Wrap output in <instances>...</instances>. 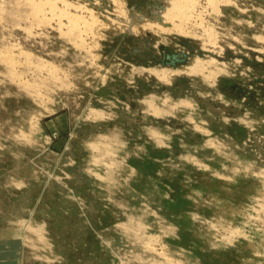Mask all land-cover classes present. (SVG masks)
I'll return each mask as SVG.
<instances>
[{"label":"rangeland","instance_id":"obj_1","mask_svg":"<svg viewBox=\"0 0 264 264\" xmlns=\"http://www.w3.org/2000/svg\"><path fill=\"white\" fill-rule=\"evenodd\" d=\"M25 1L0 0V264H264V0Z\"/></svg>","mask_w":264,"mask_h":264},{"label":"bare ground","instance_id":"obj_2","mask_svg":"<svg viewBox=\"0 0 264 264\" xmlns=\"http://www.w3.org/2000/svg\"><path fill=\"white\" fill-rule=\"evenodd\" d=\"M28 3H30V4H34V5H37V6H32L33 7V11L35 12L36 10H41V4H35V2L33 3L32 1L33 0H26ZM25 1V2H26ZM47 1H49V0H46L45 2H47ZM58 1V0H57ZM184 1V2H183ZM113 2V1H112ZM49 3V2H48ZM47 3V5H49V9L50 8H52L53 7V2L52 3H49L48 4ZM62 3H65V2H62ZM55 4V3H54ZM171 4V3H170ZM46 5V6H47ZM67 5H68V3L66 2L65 4H64V6H66L67 7ZM196 5V0H172V7L173 8H176L177 9V7H182L183 9H191L192 10V8H194V6ZM57 6V5H56ZM36 7V8H35ZM45 7V6H44ZM87 7V6H86ZM172 8V9H173ZM181 8V9H182ZM36 9V10H35ZM80 9V8H79ZM51 10V9H50ZM62 11V10H61ZM38 11H36V13H37ZM87 12H88V9H87ZM92 12V11H91ZM168 12V11H167ZM170 12V11H169ZM33 13V12H32ZM41 13V12H40ZM45 13V12H44ZM61 13V12H60ZM186 13V12H185ZM184 13V14H185ZM61 14H65L64 16H66L65 18H67L68 19V23L70 22V25H72L71 27H73L74 25H76L78 22H82V27L86 24V25H90L89 23V21L88 20H85V19H83V18H80V17H78V16H74V15H69V13H67L66 14V12L64 13V11H63V13H61ZM177 14V13H176ZM37 15V14H36ZM54 15H57V14H54ZM92 15V14H91ZM90 15V17L92 18V20L94 19L92 16ZM178 15V14H177ZM34 16H35V14H34ZM43 16V15H42ZM59 16H60V14H59ZM62 16V15H61ZM61 16L59 17V18H61ZM63 16V17H64ZM94 16V15H93ZM184 16V15H183ZM185 16H186V14H185ZM44 17H45V15H44ZM43 17V18H44ZM57 17V16H56ZM37 18H38V16H37ZM42 18V17H41ZM90 18V19H91ZM186 18V17H185ZM41 20V19H40ZM188 20V19H187ZM94 21V20H93ZM93 24L95 23V21L94 22H92ZM78 25V24H77ZM76 25V26H77ZM150 25V24H149ZM80 26V25H79ZM91 26V28H92V24L90 25ZM67 27V26H66ZM75 27V26H74ZM95 27V26H94ZM79 28V27H78ZM87 28V27H86ZM81 29V28H80ZM84 29V31H85V28H83ZM88 29H89V27H88ZM81 31V30H80ZM84 31H81V33H83ZM78 32V31H77ZM86 32V31H85ZM84 32V33H85ZM89 32H91V30H89ZM81 33H79V35L81 34ZM86 34V33H85ZM91 34V33H90ZM78 35V36H79ZM81 38V37H80ZM75 42V41H74ZM236 233V232H235Z\"/></svg>","mask_w":264,"mask_h":264}]
</instances>
